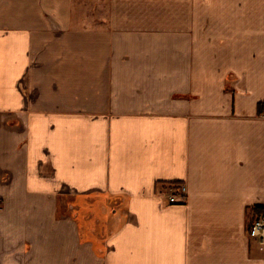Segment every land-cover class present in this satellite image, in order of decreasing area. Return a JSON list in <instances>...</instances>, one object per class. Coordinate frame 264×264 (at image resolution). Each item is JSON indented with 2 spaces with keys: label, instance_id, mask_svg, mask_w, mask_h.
<instances>
[{
  "label": "crops",
  "instance_id": "crops-1",
  "mask_svg": "<svg viewBox=\"0 0 264 264\" xmlns=\"http://www.w3.org/2000/svg\"><path fill=\"white\" fill-rule=\"evenodd\" d=\"M261 104L264 0H0V264H264Z\"/></svg>",
  "mask_w": 264,
  "mask_h": 264
},
{
  "label": "built area",
  "instance_id": "built-area-1",
  "mask_svg": "<svg viewBox=\"0 0 264 264\" xmlns=\"http://www.w3.org/2000/svg\"><path fill=\"white\" fill-rule=\"evenodd\" d=\"M186 193L187 187L185 185H179V191L170 197V201L172 203L183 202L186 198ZM250 234L259 239L260 243L264 245V213L253 222Z\"/></svg>",
  "mask_w": 264,
  "mask_h": 264
},
{
  "label": "rangeland",
  "instance_id": "rangeland-1",
  "mask_svg": "<svg viewBox=\"0 0 264 264\" xmlns=\"http://www.w3.org/2000/svg\"><path fill=\"white\" fill-rule=\"evenodd\" d=\"M114 203L111 202V206ZM109 204L107 205H103V204H94V205H90V204H86L82 206V211H81V223L84 224V216L86 217L87 214L89 213V211L91 210V208L95 207V210H97L98 213L103 214V213H107V216L109 217L110 213L112 212V209L114 207H111Z\"/></svg>",
  "mask_w": 264,
  "mask_h": 264
},
{
  "label": "trees",
  "instance_id": "trees-1",
  "mask_svg": "<svg viewBox=\"0 0 264 264\" xmlns=\"http://www.w3.org/2000/svg\"><path fill=\"white\" fill-rule=\"evenodd\" d=\"M263 106H264V105L261 104V105H260V108L262 109ZM3 205H4V201H3L2 199H0V208L3 207ZM256 211H258V212L261 213V214L264 213V211L260 212V211L258 210V206H256ZM256 211H255V212H256ZM261 214H259V215L256 217V219L259 218V216H260ZM256 219H254L253 222H254ZM252 224H253V223H252ZM252 224H251V226H252ZM250 229H251V227H250Z\"/></svg>",
  "mask_w": 264,
  "mask_h": 264
},
{
  "label": "water",
  "instance_id": "water-1",
  "mask_svg": "<svg viewBox=\"0 0 264 264\" xmlns=\"http://www.w3.org/2000/svg\"><path fill=\"white\" fill-rule=\"evenodd\" d=\"M112 203H115L116 202V200H113V201H111Z\"/></svg>",
  "mask_w": 264,
  "mask_h": 264
}]
</instances>
